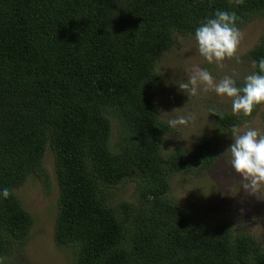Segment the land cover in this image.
I'll use <instances>...</instances> for the list:
<instances>
[{
    "label": "trees",
    "instance_id": "1",
    "mask_svg": "<svg viewBox=\"0 0 264 264\" xmlns=\"http://www.w3.org/2000/svg\"><path fill=\"white\" fill-rule=\"evenodd\" d=\"M217 10L241 28L264 17V0H0V188L10 190L0 264L24 255L35 218L16 188L32 175L49 183L47 150L59 184L55 241L73 249V264H264L247 231L209 227L170 196L174 174L213 166L230 127L253 115L211 107L216 134L164 151L174 129L158 113V63ZM247 56L264 57V40ZM133 175L137 200L111 205L109 188Z\"/></svg>",
    "mask_w": 264,
    "mask_h": 264
},
{
    "label": "rangeland",
    "instance_id": "2",
    "mask_svg": "<svg viewBox=\"0 0 264 264\" xmlns=\"http://www.w3.org/2000/svg\"><path fill=\"white\" fill-rule=\"evenodd\" d=\"M242 32L235 58L223 61V67L208 64L198 53L195 38L177 36L176 47L167 52L158 63L164 76V83L157 97L159 116L167 121L172 116L191 114L192 119L185 126L171 131L165 138L164 151L172 152L180 146L191 149L205 136L216 134L218 128L210 108L231 111V98L217 97L214 92L188 97L178 90L174 80H186L196 67L207 68L214 81L225 75L244 82V77L254 71L248 51L264 40V17L253 19L241 28ZM240 126L254 127L264 132V104ZM113 133L111 143L115 144L120 122L112 117ZM232 143L230 135L223 137L218 149L219 159L210 168L198 167L189 173H176L171 177L170 196L187 213L200 218L209 227L225 220L233 230L247 231L264 248V190L252 194L241 187V178L229 164L226 149ZM44 166L49 172V183L45 186L35 175L16 188L25 208L34 216L35 222L23 248V257L11 260V264H73L75 253L69 247H61L55 241V224L59 202V184L56 178L55 158L50 150L44 157ZM139 177L133 175L117 187L109 188L107 200L111 205L134 202L138 198Z\"/></svg>",
    "mask_w": 264,
    "mask_h": 264
},
{
    "label": "clouds",
    "instance_id": "3",
    "mask_svg": "<svg viewBox=\"0 0 264 264\" xmlns=\"http://www.w3.org/2000/svg\"><path fill=\"white\" fill-rule=\"evenodd\" d=\"M243 0H235L236 4ZM234 12L217 10L212 17L202 21L196 28L194 38L199 55L208 63L223 67V61L239 57L236 51L242 38V32L236 27ZM257 69L244 77L242 86L232 75H225L219 82L214 81L207 68L196 67L186 80H174L178 90L188 97L201 93L214 92L217 97L231 98V112L234 116H249L253 109L264 104V57L252 61ZM215 115V110H209ZM192 119L191 114L172 116L167 120L170 128L187 125ZM232 143L226 149L229 164L236 175L241 178V187L256 194L264 190V132L254 127L242 128L238 124L230 127ZM10 190L0 188V199H7Z\"/></svg>",
    "mask_w": 264,
    "mask_h": 264
}]
</instances>
